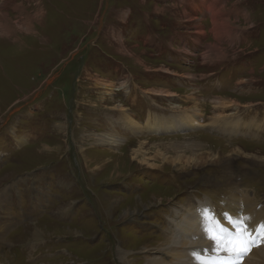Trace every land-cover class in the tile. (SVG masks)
<instances>
[{"label":"rangeland","instance_id":"374dc122","mask_svg":"<svg viewBox=\"0 0 264 264\" xmlns=\"http://www.w3.org/2000/svg\"><path fill=\"white\" fill-rule=\"evenodd\" d=\"M190 113L205 127L122 118ZM219 114L261 130L208 127ZM237 196L264 208V0H0V264H169L179 209L201 223Z\"/></svg>","mask_w":264,"mask_h":264},{"label":"bare ground","instance_id":"6f19581e","mask_svg":"<svg viewBox=\"0 0 264 264\" xmlns=\"http://www.w3.org/2000/svg\"><path fill=\"white\" fill-rule=\"evenodd\" d=\"M204 2L206 3V1H204ZM215 2L217 3V5H216V3L210 2L211 6L209 9L213 14L212 21L214 23V33L220 39V38H222V36H229V34H233V32H232L233 28H231L230 20H228V18H224V16L222 15L223 11L219 10L221 7L220 2L219 1H215ZM208 5H209V3H208ZM222 8H223V6H222ZM120 88H123L124 90H126L127 86L123 85ZM104 89H105L104 94L106 96L107 95L111 96L112 93L114 92V90L116 89V87L114 85L112 86L110 84H104ZM216 105L218 106V108H223V107H226L227 104L222 99V100H219ZM217 106H215L214 108H216ZM121 111L125 112L123 110H121ZM195 112L197 114L200 113V111L198 109H196ZM194 113H190L191 115H186V116H180L177 114L175 117L173 116L169 120H168V117H166V118H161V117L150 118L146 122V126L144 128L137 121H135L133 116H127V114H125V115H122L123 116L122 118L124 119L123 121H124V124L126 126L134 127L136 129H138L139 131H146V132L151 131L152 133L153 132H161V133L170 134V133L179 132L182 129H183L182 131L187 132V131L192 130L194 128L196 129V128L205 127V123H202L203 122L202 121L203 115H201V120H199L197 114H194ZM226 117L227 116H225L223 114L217 115L215 117V119H217V120H214V122H212L211 124H208V127L212 128V127L218 126V124H219L225 130H228L229 128H232L233 125L235 128H236V126L240 125L241 128L242 127L245 128L244 131L249 132V133H253L254 130H256L258 133L261 130V126L259 128L252 127L253 125L256 126L255 123L241 125L240 123H236V122H231V121L226 122V119H227ZM218 118H220V119H218ZM153 119H155V120H153ZM231 130L233 131V133H235L234 128ZM227 132H230V131H226L225 133H227ZM104 138L106 139L107 143H110V144H116L117 143V139H116L117 137L105 136ZM211 180H212V178H211ZM28 193H29V191H28ZM252 199H254V198H247L246 196L245 197L244 196L243 197L237 196L236 198L234 197L232 199V202L226 208L213 207V203L209 199H207V202L210 204L211 207L205 208L203 205H200L202 207V211L196 212V215L201 214L199 219H201L202 222L198 223L196 221L195 224H194V217L191 213V210H188L187 207L182 206L179 209L180 212L179 211H177V212H179L178 215H180L181 217H184V219H182L184 221V223H183L184 230H182L179 233V235H174L175 238H168L169 239V244H168L169 247L166 248V255L168 254V256H169L171 253V256H172V258H170L168 260L169 264H182V263L178 262V259L180 257L185 258V255L187 254L186 250L191 245H193V246L197 245L198 250H200V251L202 250L204 255L206 254V249H208L211 252V255L214 256L215 245L212 241H210L207 238V235L204 231L205 227L208 226V224L211 222H212V224H219L221 227L226 229L227 233H231V234H234V233L236 234V232L238 230L234 225L239 224L241 227L247 225L249 230H251L255 236L254 237L255 238L254 243H253L255 250L253 251V253L250 256H248L246 254L248 259L246 260L245 257L243 258V259H245L244 264H264V236H263L262 241L259 242L257 240L259 235H260V233L257 231V226L259 224H262L261 221L264 219V208L258 209L259 207L254 206L255 205L254 202H255V200H257V198L254 200V202L251 205L250 201H252ZM238 202L244 204V207L246 208L245 212L241 213L242 215L236 214L237 209L235 207V204ZM193 207L194 208L196 207V203L193 205ZM199 209H201V208H199ZM205 216L209 217L211 222H210V220H206ZM233 216H235L236 218L234 219ZM221 218L223 220H221ZM228 221H230L232 223L231 226L229 225ZM243 221H244V223H243ZM189 232H192V234L194 236L198 237L199 240L198 241L189 240L187 238V235H186ZM182 233H184L185 239H182ZM249 233H250V231H249ZM246 235H247V233H246ZM251 236H252V234H251ZM247 237H248V235H247ZM28 238H31V237H28ZM33 238L40 239V237L35 234V236L29 240L32 241ZM252 240H253V237H252ZM33 248H34V245H33ZM250 249H251V247H250ZM118 252H120V255H118ZM117 256H119L121 260H124L126 258V254H124V252H122L121 250H117ZM153 261H155V263H160V262L163 263L162 260H160V262L158 260H153ZM167 264H168V262H167Z\"/></svg>","mask_w":264,"mask_h":264},{"label":"snow or ice","instance_id":"6c2138e0","mask_svg":"<svg viewBox=\"0 0 264 264\" xmlns=\"http://www.w3.org/2000/svg\"><path fill=\"white\" fill-rule=\"evenodd\" d=\"M205 219L210 220L207 216ZM234 226L238 229L235 235L227 233L219 224L209 223L205 227L207 238L214 243L217 253L226 252L230 256L239 257L249 252L251 244L246 235L247 230L239 224Z\"/></svg>","mask_w":264,"mask_h":264}]
</instances>
